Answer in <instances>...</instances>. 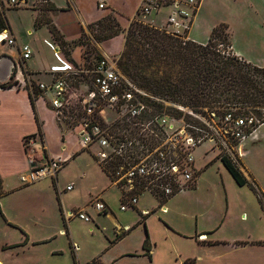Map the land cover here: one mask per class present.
Here are the masks:
<instances>
[{
  "label": "crops",
  "instance_id": "obj_1",
  "mask_svg": "<svg viewBox=\"0 0 264 264\" xmlns=\"http://www.w3.org/2000/svg\"><path fill=\"white\" fill-rule=\"evenodd\" d=\"M24 1L25 4L20 2L15 6H21L20 8H13L8 4V0H0V15L4 20L0 34L12 37L15 41L14 53L4 48L8 46L6 42L0 43V57L8 56L16 66L11 78L16 84L12 87L0 88V178L3 192L0 197V208L2 206L8 221L25 231L22 233L23 237L16 242L15 248L22 246H26L27 249L37 248L53 239L66 237L74 254L72 257L77 260L80 258L81 243L74 234L76 228L72 222L76 218L66 219L64 214L82 209L88 212L90 202H87L91 196L89 194L87 199H80L81 193L77 185L80 180L77 178L65 187H61L57 181L63 176L61 173L65 170V165L81 156L84 151L75 146H70L68 150L66 148L67 151L64 147L61 151L54 148L55 135L56 140L59 138L58 125L56 120L54 123L51 120V112L46 110L44 104L46 97L36 92L35 85L50 82L49 68L56 64L54 53H58L74 65L80 62V47L75 46L70 56H64L55 46L49 25L56 29L65 43L77 41L82 31L107 16H113L121 30H126L141 0H105L103 9L98 8L97 0H49L51 8L49 19L47 23L39 25H36V22L40 17V8L34 6L35 0ZM205 1H201L200 10ZM10 11H17L15 15H24V27L22 25V28H18L15 23L14 27L11 25L6 17V13L10 15ZM255 21L258 22L255 24V31L259 37L255 40L254 50L258 51L250 55L249 50L247 52L244 46L237 47L230 38L231 51L247 62L254 60L255 66L260 67L264 65V50L262 51L264 37L260 36L259 29L264 34V21ZM20 29H23L24 33L33 40H29V43L24 42V39L20 40L22 34ZM38 35L41 36V41L38 40ZM124 42L125 36L120 33L112 39L101 42L99 51L104 57L118 58ZM199 43L203 44V42ZM23 45H28L32 50L31 57L25 61L18 52ZM35 133L44 136L49 154L63 162L62 171L60 170L55 178L49 179L50 181L21 186L19 176L28 169L22 138ZM62 139L64 140V136ZM251 154L254 157L252 162H250ZM210 161L200 162L197 166L200 170L199 175L211 164ZM240 164L239 169L244 177L253 183L264 197V123L244 141ZM104 176L108 180L105 174ZM108 184L107 188L98 190L100 192L98 197L106 205V211L101 214L95 213L94 216L88 212L92 218L90 222L84 223L80 220L86 229L100 236L98 250L90 254L89 261L84 262L89 264L92 262L94 264H264V209L262 210L255 193L248 186H238L239 189L248 190L251 196L249 195L245 203L234 207L237 210L236 215L231 213V201L227 189L225 209L223 216L219 217L222 218L221 225L197 228L194 233H185L176 227L177 223L173 217H168L166 220L155 215L157 208L145 204L143 198H140L135 209L140 218L142 212L149 211V214L144 216L143 223L140 219L138 221L122 219L123 217H119L122 213L116 216L109 208V201L104 198L106 190L113 187L109 180ZM69 185L72 189L67 191L66 187ZM196 188L197 182L193 189ZM8 197H10L8 203L13 202L12 199H16L14 197L18 198L13 206L19 216L10 217L11 215L6 213L3 201ZM166 203L162 211H167ZM168 213L169 211L166 214ZM20 217L22 222L19 220ZM51 221L53 224L50 223ZM103 224H111L112 228ZM124 227L129 230L122 231ZM136 227L138 228L135 229ZM58 245L50 250L52 255L63 252ZM0 264L3 262L0 261ZM51 264H59V262L54 261Z\"/></svg>",
  "mask_w": 264,
  "mask_h": 264
},
{
  "label": "built area",
  "instance_id": "obj_2",
  "mask_svg": "<svg viewBox=\"0 0 264 264\" xmlns=\"http://www.w3.org/2000/svg\"><path fill=\"white\" fill-rule=\"evenodd\" d=\"M201 1L141 0L136 14L143 18L163 17L165 32L186 40ZM20 2L25 4L24 0H8L13 7ZM48 2L39 0V4ZM105 3L97 0L98 8L103 9ZM3 42L15 44L14 38L5 35L0 40ZM18 52L24 61L32 55L28 45ZM54 58L56 64L49 68L50 82L35 85L36 92L46 98L47 94L52 95L49 106L59 123L76 131L81 150L92 156L110 184L120 190L121 212L135 210L144 195L162 210L170 198L193 186L192 152L204 141L205 126L211 131V141L224 149L223 155L233 162H236L235 148L256 129L253 117L233 118L226 114L218 118L216 112L208 113L206 109H202L205 114H199L154 95L122 74L115 58L103 56L88 73L76 72L75 66L58 53H54ZM72 73L84 79L80 83L84 87L83 100H76L73 93L69 77ZM72 105L79 110L72 112ZM192 118L198 119L201 126L193 124ZM22 147L28 165L27 171L19 176L22 186L55 178L62 169L63 162L49 154L42 134L22 138ZM71 189V185L66 187L67 191ZM88 208L97 214L107 209L99 197L92 199ZM148 214L149 211H144L141 216ZM64 217L92 220L86 209L65 213Z\"/></svg>",
  "mask_w": 264,
  "mask_h": 264
},
{
  "label": "rangeland",
  "instance_id": "obj_3",
  "mask_svg": "<svg viewBox=\"0 0 264 264\" xmlns=\"http://www.w3.org/2000/svg\"><path fill=\"white\" fill-rule=\"evenodd\" d=\"M38 2L39 0H35L34 6L36 7L37 5L40 8L41 13L40 17L38 18V21L39 23L43 24L49 19L48 16H50V2L49 4L44 5L39 4ZM20 7L21 6L13 8ZM199 10L195 17V22L193 23L194 25H191V31L188 32L190 33L189 38L187 35V39H180L181 41H192L195 43L203 42V44H205L209 39L212 29L220 24H225L227 28H222V32L223 34L229 33V36L223 44L219 45V50L224 53L232 54L231 41H233L237 47L244 46L247 49V52L249 50L250 55L251 53L255 54L258 51L254 50L255 40L259 37V35L256 34L255 31V24L258 23L255 20L264 21V0H206L200 12ZM16 13L17 11H10V15L6 13V17L11 22V25H13V27L15 23L18 28H22V25L24 27V15H15ZM163 19V17L161 19L143 18L135 14L134 18L128 23V27L131 23L139 21L140 24L147 26L150 30H156L159 33L173 37L171 34L165 32ZM3 23V17L0 15V27H3ZM126 30L123 29L121 32L124 34V36ZM20 32H22L19 37L20 40L24 39V42L26 43H29V40H33L32 38L30 39V36L24 33L23 29H20ZM84 34L85 35L83 36V38L79 40L81 45H74L73 43H62L63 40L61 36H59L58 32V38L56 39L55 36H53L52 38L55 39V46L61 50L64 56H70V53L75 46L80 47V62L74 63L75 71L88 73L93 69L96 62H98L103 56L99 51V46L101 42L96 41V36L98 35V27H87L84 31ZM259 34L262 38L264 37V34L261 32L260 29ZM19 38L17 39L18 44ZM37 38L39 41H41L40 35H38ZM8 46H4V48H7L8 52L14 53L15 48L13 46ZM263 50L264 48L262 47V51ZM118 58L115 57V59L117 60ZM251 61L248 62L252 64L255 63L254 60ZM82 81H84V79H82ZM9 82H14V79H11ZM73 93L77 97L76 100H83V85L76 84ZM51 98L52 95L49 93L47 98L44 100V104L46 110L51 112V120L53 121V123L56 120V123L58 125L59 138L58 140H56L57 136L55 135V138L53 139L55 140L54 148L56 150L61 151L62 147H64L65 150L66 148L68 150L70 146H75L79 147L81 150L76 131H72L69 128L61 125L57 120L55 111L49 106V100ZM205 117L206 121L210 124V120L207 119V116ZM217 117L219 118V116ZM192 123L196 126H201V123L196 118H192ZM205 127L207 129L204 130L206 132V136L203 137L204 141L201 142V144H199L192 152L195 168V180L193 186L183 190L182 192L170 198L166 203L167 211L157 209L154 213L161 219L167 220L168 217H173V219L177 223L176 227H179L178 229L181 232L185 233H194L197 228H205L209 226L213 227L214 225L215 227H218L219 225H221L222 218L219 217L223 214V211L225 209V198L227 189L230 195L232 215H236L237 213V210L234 209V207H236L237 204L239 206L245 203L248 200L249 195L251 194L246 189H239L238 185L233 181L226 169L222 166L221 162L219 161V157L223 154H226V152L224 149H221L219 145H216L213 141H211V131L207 126ZM63 136L64 140L62 139ZM243 143L244 141L241 142V144L237 148H235V152L237 153V155L236 162L234 163L238 167H240L241 165L240 158L242 157ZM197 149L199 150L196 152ZM250 158V162H252V160L254 159L252 154L250 155ZM208 161H210L209 163L211 164L208 165L204 169V171L199 175L200 170L197 168V166L200 164V162L207 163ZM64 169L65 170H63V172L61 173L63 174V176L59 177L57 183L59 182V184H61V187H65L66 184L75 181L76 178L79 179L80 181L79 183H77V185L81 193L80 199H87L89 194L91 196L87 203L99 196L98 194L100 192L98 190L100 188L103 189L109 186L108 180L101 172L100 166L94 161V159L88 152L84 151L81 156H78L77 158L71 160L68 164L65 165ZM43 181H40L38 183H41ZM196 182L197 188L194 190L193 188ZM105 193L106 195L104 198L106 199V201H109V208L113 214L119 216V213H122V216H119L123 217L122 219L131 221H134L135 219H137L138 221L140 219L141 221V218L139 217V215H137V212L135 210L126 212H121L119 210L121 201L120 190L117 187L113 186L106 190ZM258 194L259 197L264 201V197L261 196L259 192ZM8 198L3 201V204L5 203L4 209L6 213L8 215H11L10 217L19 216V214L14 210L13 206L14 202L17 201L18 198L14 197L16 199H12L13 202L11 203H8L10 197ZM141 198H143L142 201L145 204L150 205L151 207H157V203L153 201L150 197L144 195ZM55 202L57 204V199L55 200ZM168 211L169 213L166 214ZM88 212L93 216L96 213L90 208ZM19 220L22 222L21 217ZM26 220L27 218H25V221ZM50 223L53 224V221H51ZM72 223L74 228H76L74 230L75 237L78 239L79 243H81V250L79 252L80 258H78L77 260L76 258L74 260V258L72 257L74 256V254L68 245L66 237H60L59 240L53 239L46 244L38 246L37 248L27 249L26 246L12 248L13 246L17 245L16 242H18L23 237L22 233H25V231L6 219L3 212V208L1 206L0 261L3 262V264H51L54 261L59 262V264H89V262L84 261H89L88 259L90 254L98 250L100 236L97 235L96 232L93 233L89 231L88 228L86 229L83 226L85 222L82 223L79 218L73 220ZM103 225L108 228L111 227V224ZM120 225L122 224L120 223ZM137 228L138 227H136L135 229ZM213 236L215 237V235ZM57 244H59L58 246H61L63 252L61 254L59 253V255H52V252H50V250L53 247H56Z\"/></svg>",
  "mask_w": 264,
  "mask_h": 264
},
{
  "label": "trees",
  "instance_id": "obj_4",
  "mask_svg": "<svg viewBox=\"0 0 264 264\" xmlns=\"http://www.w3.org/2000/svg\"><path fill=\"white\" fill-rule=\"evenodd\" d=\"M39 24V21L36 22V25ZM49 26L52 37L57 39L56 29ZM93 26L98 27L97 42L112 39L122 32L113 16H107L89 27ZM222 28L227 26L220 24L213 28L207 42L199 44L183 42L140 23H131L125 31L124 47L117 67L136 85L154 95L187 106L199 114H205L202 109H207L208 113L214 111L219 117L226 114L233 118L253 117L257 128L264 123V65L255 66L219 50V45L229 36V33L223 34ZM84 35L82 31L81 37L73 44L81 45L79 40ZM69 77L73 89L82 82L77 74L72 73ZM15 84L0 83V88ZM78 110L77 105L71 106L72 112ZM219 160L238 186H248L255 193L263 210L264 201L255 185L247 181L229 157L221 155ZM2 195L0 178V197ZM141 222H144L143 216Z\"/></svg>",
  "mask_w": 264,
  "mask_h": 264
},
{
  "label": "water",
  "instance_id": "obj_5",
  "mask_svg": "<svg viewBox=\"0 0 264 264\" xmlns=\"http://www.w3.org/2000/svg\"><path fill=\"white\" fill-rule=\"evenodd\" d=\"M15 63L8 56L0 57V83L10 81L15 73Z\"/></svg>",
  "mask_w": 264,
  "mask_h": 264
},
{
  "label": "bare ground",
  "instance_id": "obj_6",
  "mask_svg": "<svg viewBox=\"0 0 264 264\" xmlns=\"http://www.w3.org/2000/svg\"><path fill=\"white\" fill-rule=\"evenodd\" d=\"M2 36H3V35H2ZM2 36H0V40H1Z\"/></svg>",
  "mask_w": 264,
  "mask_h": 264
}]
</instances>
